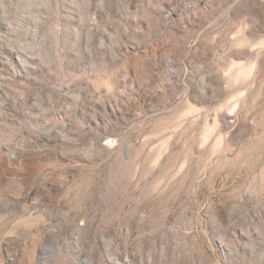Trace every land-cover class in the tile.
<instances>
[{"label":"rangeland","instance_id":"rangeland-1","mask_svg":"<svg viewBox=\"0 0 264 264\" xmlns=\"http://www.w3.org/2000/svg\"><path fill=\"white\" fill-rule=\"evenodd\" d=\"M72 256L264 264V0H0V264Z\"/></svg>","mask_w":264,"mask_h":264},{"label":"bare ground","instance_id":"bare-ground-1","mask_svg":"<svg viewBox=\"0 0 264 264\" xmlns=\"http://www.w3.org/2000/svg\"><path fill=\"white\" fill-rule=\"evenodd\" d=\"M76 246H77V249H79L77 244H76ZM70 260H71V264H90V261L88 259L83 260V261H78V260H76L75 257L72 256L70 258Z\"/></svg>","mask_w":264,"mask_h":264}]
</instances>
